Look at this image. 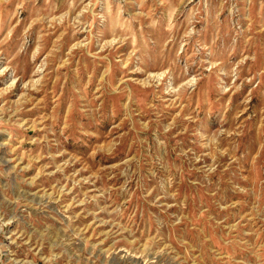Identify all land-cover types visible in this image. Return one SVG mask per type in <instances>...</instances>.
I'll return each instance as SVG.
<instances>
[{
    "label": "rangeland",
    "instance_id": "374dc122",
    "mask_svg": "<svg viewBox=\"0 0 264 264\" xmlns=\"http://www.w3.org/2000/svg\"><path fill=\"white\" fill-rule=\"evenodd\" d=\"M0 264H264V0H0Z\"/></svg>",
    "mask_w": 264,
    "mask_h": 264
}]
</instances>
